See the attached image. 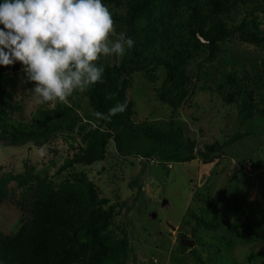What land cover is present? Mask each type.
Returning a JSON list of instances; mask_svg holds the SVG:
<instances>
[{
  "label": "trees",
  "instance_id": "obj_1",
  "mask_svg": "<svg viewBox=\"0 0 264 264\" xmlns=\"http://www.w3.org/2000/svg\"><path fill=\"white\" fill-rule=\"evenodd\" d=\"M107 5L126 8L125 14H114L115 24L126 27V37L134 41L122 62L107 67L103 83L88 88L81 97L91 112L84 117L72 106L56 103L54 108L39 109L31 122L18 119L21 106L7 104L0 98V145L17 146L25 143L48 144L63 131L77 135L75 153L59 172L77 165L90 166L105 160L112 140L120 147L144 137L153 146L144 157L187 164L200 156L207 161L211 155L242 140L248 134L237 133L224 145L213 143L198 150L197 142L185 137L183 128L162 129L141 127L133 120L135 103L128 98L133 75L145 72L150 81L157 80L154 72L163 69L164 81L157 89V98L172 108V115L191 96L192 77L189 66L205 55L204 62H218L222 45L234 37L245 43L264 46V0H102ZM238 7L245 9L240 23L228 26L225 16ZM5 67V66H2ZM13 72L22 70L20 63L6 67ZM202 71L203 65H198ZM10 80V72L0 66V91ZM210 88H204L207 90ZM217 91L227 104L238 105L240 126L256 118L264 120V78L236 68L223 69ZM108 94H114L107 99ZM127 103L124 112L110 121L98 119L94 113L107 114L117 103ZM120 131H124V137ZM118 133L116 136L115 134ZM124 137V138H123ZM76 139V138H75ZM74 147V146H73ZM20 174L0 175V205L7 199L9 185L32 192L31 217L14 234L0 231V264H126L132 254V234L127 227L114 223L116 207L109 198L101 197L96 184L84 173L73 174L59 184L35 173L28 162ZM187 225L216 231L221 228L218 208L205 198L199 210H190ZM264 226V208L260 221L248 220L234 225L233 237L218 239L220 244L234 247L239 242L251 243L264 239L256 234ZM210 261L223 264L220 247L212 246ZM191 255L200 261L197 251ZM264 258V252L253 255Z\"/></svg>",
  "mask_w": 264,
  "mask_h": 264
},
{
  "label": "rangeland",
  "instance_id": "obj_2",
  "mask_svg": "<svg viewBox=\"0 0 264 264\" xmlns=\"http://www.w3.org/2000/svg\"><path fill=\"white\" fill-rule=\"evenodd\" d=\"M107 7L112 15L126 12L124 7ZM245 12L238 7L225 16V22L228 26L236 25ZM115 31L125 34L126 27L115 24ZM124 56L101 57L96 63L105 69L119 65ZM204 58L205 55H200L190 64L191 96L174 116L172 108L157 98V89L165 78L161 68L154 72L155 82L145 72H136L128 98L135 103L136 124L162 129L181 127L185 137L197 142L198 150L213 143L224 145L237 133L248 134L211 155L209 160L198 156L181 164L160 158L146 159L145 152L153 145L144 137L132 144L125 142L121 149L112 138L104 161L59 172L79 145L76 132L63 131L48 144L0 145V175L23 173L26 162L35 168L36 174L55 184L71 179L76 173L86 174L96 184L100 196L109 198L116 207L114 223L127 227L132 234L133 251L126 264H213L212 246L217 245L223 264H264V258H253L254 254L264 252V239L239 242L234 247L218 242L221 237H233L234 225L262 218L264 120L256 118L240 126L238 105L225 103L217 91L221 71L233 66L241 73L247 71L251 76L258 73L264 78V46L245 43L236 36L222 45L218 62L205 63ZM199 64L203 65L202 71ZM1 69L10 72V80L1 89L0 98L22 107L23 111L16 114L18 119L31 122L39 109L55 107L56 104L35 102L33 84L22 70L13 72L2 66ZM205 87L210 89L204 90ZM66 105L76 109L81 118L91 112L79 92L69 97ZM119 133L127 135L124 131ZM207 197L218 208L222 226L216 231L204 228L195 231L187 225L188 213L204 206ZM31 202L30 190L11 183L7 199L0 205V231L16 233L31 217ZM256 234L264 236V226ZM192 250L197 251L200 261L192 257Z\"/></svg>",
  "mask_w": 264,
  "mask_h": 264
},
{
  "label": "clouds",
  "instance_id": "obj_3",
  "mask_svg": "<svg viewBox=\"0 0 264 264\" xmlns=\"http://www.w3.org/2000/svg\"><path fill=\"white\" fill-rule=\"evenodd\" d=\"M133 46L126 34H116L112 13L102 0L0 2V66L20 63L39 105L67 104L74 93L103 83L104 68L96 62L122 57ZM126 108V102L117 103L107 114L94 115L110 121Z\"/></svg>",
  "mask_w": 264,
  "mask_h": 264
}]
</instances>
